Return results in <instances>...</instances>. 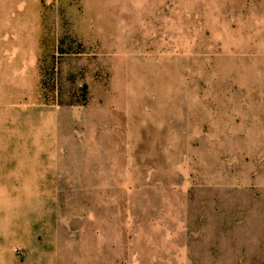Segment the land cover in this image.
Instances as JSON below:
<instances>
[{
	"label": "rangeland",
	"instance_id": "374dc122",
	"mask_svg": "<svg viewBox=\"0 0 264 264\" xmlns=\"http://www.w3.org/2000/svg\"><path fill=\"white\" fill-rule=\"evenodd\" d=\"M2 190L21 264H264V0H0Z\"/></svg>",
	"mask_w": 264,
	"mask_h": 264
},
{
	"label": "crops",
	"instance_id": "0c3cea01",
	"mask_svg": "<svg viewBox=\"0 0 264 264\" xmlns=\"http://www.w3.org/2000/svg\"><path fill=\"white\" fill-rule=\"evenodd\" d=\"M3 175L5 179L2 182L8 183H29L28 178H35V168L28 165L21 166L16 164L13 160L6 165H2ZM39 176V175H38ZM29 190H24L19 193L13 191H0V198L3 199H31ZM2 210V209H1ZM7 212V213H4ZM29 220H26L25 213L22 210H17L15 213L12 211V204L7 207L0 214V264H21L17 259L11 257L8 250L10 247L16 246V248L26 249V253L29 256L32 250H36L35 257H39L38 249L41 248V244H45L48 241L47 229L45 228H32ZM22 256V255H21ZM26 255H23L24 257ZM35 262V260L33 261Z\"/></svg>",
	"mask_w": 264,
	"mask_h": 264
}]
</instances>
